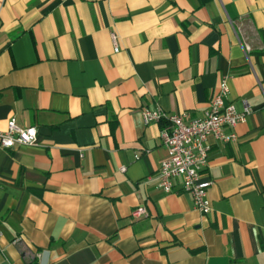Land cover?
<instances>
[{"label":"crops","instance_id":"0c3cea01","mask_svg":"<svg viewBox=\"0 0 264 264\" xmlns=\"http://www.w3.org/2000/svg\"><path fill=\"white\" fill-rule=\"evenodd\" d=\"M223 77L251 112L208 139L202 214L141 112L201 117ZM11 118L37 142L0 148V264H264V0H0Z\"/></svg>","mask_w":264,"mask_h":264},{"label":"built area","instance_id":"2783aa9c","mask_svg":"<svg viewBox=\"0 0 264 264\" xmlns=\"http://www.w3.org/2000/svg\"><path fill=\"white\" fill-rule=\"evenodd\" d=\"M114 49L117 50V36L112 34ZM228 85L226 78L219 80L216 91L210 97L203 115L188 118L186 112L168 114L159 107L142 110L145 124H160L159 136L166 149V156L161 160L156 186L164 192L173 190L175 181L183 192L191 196L193 208L202 214L211 211L208 190L212 184L202 177L208 164L209 138L221 142H234V131L238 123L244 122L251 108L244 104L241 110L227 101ZM37 142L35 126L22 127L14 118L7 121L5 129H0V148H12L15 145H34ZM124 171L125 167H121ZM143 206L136 207L132 216H146Z\"/></svg>","mask_w":264,"mask_h":264}]
</instances>
